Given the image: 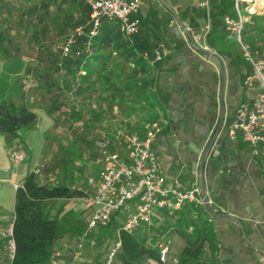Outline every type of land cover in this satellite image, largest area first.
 <instances>
[{
  "label": "crops",
  "instance_id": "obj_1",
  "mask_svg": "<svg viewBox=\"0 0 264 264\" xmlns=\"http://www.w3.org/2000/svg\"><path fill=\"white\" fill-rule=\"evenodd\" d=\"M141 1L142 8L136 15L141 21L140 39L150 48L154 47L153 55L159 51L164 59L158 68L149 66L140 77L151 80V87L156 86L167 96L166 103L158 108L156 123L159 132L152 150L168 178H177L185 189L197 187L203 208L200 221L206 222L211 230L214 262L264 264V145L253 148L242 140L240 133L235 139L228 133L237 108L241 104L253 108L257 100V89L245 84L250 66L243 61L236 39L229 36L223 26L225 17L236 19L238 16L234 1ZM73 6V0H0V25L4 19H51L52 9L53 16L69 14L77 18L79 13ZM29 9L34 11L27 12ZM45 11L49 12V17L45 16ZM241 40L252 50L264 54V15L246 16ZM197 46L218 58L204 54ZM2 75L3 62L0 59V79ZM105 97L101 95L98 99L104 100ZM94 103L92 96L83 94L82 107H87V115L85 110L82 111V115H86L84 118L90 119L98 114L100 120H138L136 112L133 115L129 111L118 113L116 105L107 112L104 105L95 107ZM33 111L36 124L21 138L0 134V232L14 219L16 189L37 168L49 169L53 162L49 139L53 131V111L43 101L35 105ZM137 115L146 116L144 113ZM125 125L119 123L122 132H131L124 129ZM93 135L88 132L84 141L73 134L72 141L81 150L76 154L71 151L72 156L80 157L92 170H87V175L79 180L86 183L87 189L83 191L74 186V180L69 177L67 182L71 188L80 191L82 196L49 202L48 210L53 218L62 220L66 217L67 221L72 218L79 224L88 223L91 218L94 211L91 198L101 169V154L92 142L89 143ZM12 151L22 154L24 160L19 164L12 163L9 158ZM110 151L121 156L125 153L122 146H113ZM46 175L48 182L52 183V173ZM204 197L215 215L204 207ZM187 207L194 206L187 204L173 213L158 211L150 225L161 239L168 238L169 258L178 257L185 246L183 237L173 226L179 219L176 213ZM130 210L131 206H128L117 214L111 225L120 226ZM190 217L195 216L190 214ZM63 230L65 234L59 241L60 248L69 241L67 222ZM179 230L190 234L192 228L182 226ZM60 250L61 264H81V258L74 263L69 252ZM0 264H7L1 246Z\"/></svg>",
  "mask_w": 264,
  "mask_h": 264
},
{
  "label": "trees",
  "instance_id": "obj_2",
  "mask_svg": "<svg viewBox=\"0 0 264 264\" xmlns=\"http://www.w3.org/2000/svg\"><path fill=\"white\" fill-rule=\"evenodd\" d=\"M73 2V8L79 13V17L75 19L69 14H60L61 19H58L59 16H52L51 19H4L1 23L0 59L3 62V79L0 81L5 82L10 90L6 95L0 96V134L21 138L23 133L31 130L36 124V115L34 106L29 104L28 100L37 99L43 101L51 111L60 112L64 123L80 122L83 130L73 134L74 137L86 141L90 131L89 120L83 117L82 106L72 103L69 96L73 92L76 95L87 93L92 96L100 87L106 95L104 108L107 112L114 105L119 107L139 104V108L131 107L138 120H126L124 129L142 136L147 125L157 121L159 105L166 103L167 96L156 86L151 87V80L140 76L146 73L149 66L158 68L164 57L162 56L160 61H154V47L150 48L140 39V19L138 31L133 35L125 36L118 24L103 20L97 34L90 37L87 24L89 8L78 0ZM30 11L34 10H27ZM45 14L49 17L48 11H45ZM50 20L60 36L65 37V32L71 31L65 41L71 36L73 41L65 55L62 48L56 53H42L44 46L40 41H44L47 36L50 29L47 21ZM34 24L39 26L36 31L31 29ZM223 26L225 28V25ZM13 27L30 33L31 40L24 45L23 40H14L5 34L3 28L8 31ZM79 27L83 31L76 35L75 30ZM31 41L39 46V55L32 59L33 61H28L32 63L25 66L20 78L11 79L10 85L8 73L11 70L20 72L24 64L23 59L28 56L27 50ZM17 63L20 67H16ZM142 112L146 116L137 115ZM90 120L98 122L100 119L98 114H94ZM54 126L57 128L58 124ZM91 142L93 143L94 139L89 143ZM63 153L60 152L59 160H53L49 169L40 168L38 174H29L15 191L13 235L16 252L11 264H52L57 252L60 253L57 262L61 264L59 241L65 234L64 227L61 226L64 223L50 216L48 203L82 196L80 191L71 188V184L67 182L70 179L67 174L59 178L56 175L54 177L55 170L64 163ZM47 172L52 173V183H49L48 176H45ZM202 209V206L187 207L175 215L179 219L174 223L173 229L185 241V246L178 256L179 264H216L212 258L215 248L210 241L211 230L206 222L200 221ZM190 214L195 217H190ZM121 226L122 224L119 228ZM182 226L185 229L191 227V233L180 231L179 227ZM118 232L121 244L111 264L158 263L160 246L170 245L168 238L161 239L160 234L153 232L150 225L141 226L131 233L121 229H118ZM0 246L1 252L6 256L4 239L0 241ZM103 261L99 257L95 264H103Z\"/></svg>",
  "mask_w": 264,
  "mask_h": 264
},
{
  "label": "built area",
  "instance_id": "obj_3",
  "mask_svg": "<svg viewBox=\"0 0 264 264\" xmlns=\"http://www.w3.org/2000/svg\"><path fill=\"white\" fill-rule=\"evenodd\" d=\"M78 1L89 8L87 24L90 37L97 34L103 20L118 24L125 36L137 33L139 19L136 15L142 8L141 0ZM233 1L238 16L236 19L225 17L224 25L229 36L238 42L243 61L250 66L251 71L245 79V84L257 89V100L253 108H249L246 104H241L237 108L233 121L228 126V133L232 139L240 133L244 142L256 148L258 145H264V54H259L243 43L241 33L246 16L264 15V0ZM82 31L83 29L79 27L75 33L80 35ZM205 31H208V26L205 27ZM72 41L71 36L62 48L64 55ZM161 58V53L155 51L154 61H160ZM158 132L159 124L154 122L144 136L137 132H123L114 138L105 136L94 140L93 145L101 154V169L91 198L94 211L87 223L88 231L109 226L113 218L128 206H131V210L120 228L128 233L141 226L151 225L158 211L173 213L187 204L194 207L201 206L197 187L185 189L177 178H168L164 174L163 167L152 150ZM113 146H122L124 156L118 152H111ZM9 158L14 164L24 160V156L16 151H12ZM39 170L40 168H37L34 173L38 174ZM13 223L14 219L0 232V237L5 241L7 264L12 263L16 252ZM118 236L119 234L107 251L103 264H111L117 254L121 244ZM81 254L82 246L79 243L72 258L73 262L78 261ZM168 254L169 245H161L158 264H179L178 257L169 258ZM59 257L60 253H55L52 264H59L57 262Z\"/></svg>",
  "mask_w": 264,
  "mask_h": 264
},
{
  "label": "rangeland",
  "instance_id": "obj_4",
  "mask_svg": "<svg viewBox=\"0 0 264 264\" xmlns=\"http://www.w3.org/2000/svg\"><path fill=\"white\" fill-rule=\"evenodd\" d=\"M52 16H53V9H52ZM76 16H72V18ZM52 18V17H51ZM58 18V17H57ZM61 15L59 14V18L61 19ZM46 23V22H45ZM50 29L48 30L47 36L44 39V41H40L42 42V53L47 54L46 52H51V53H56V52H60V49L65 47L66 42V36L71 34V31H66L65 32V37H62L58 34V30L55 29L53 22L47 21ZM2 25V24H1ZM36 24H34L32 26L31 29H34L36 31V29H39V26L36 27ZM3 30L5 31V34H8L10 37H12V39H16V40H23L24 45L27 44V42L29 40H31V35L30 33H24V31L18 30L15 27L12 28V30H8L5 28H3ZM29 49L27 50V57H24V64L22 69L20 70V72H16V71H10L9 74V84L12 85V81L11 79H18L22 76L23 74V69L25 68V66L27 64H30L32 62H28L29 60H34L36 59V57L39 55V46H37L35 43H33L32 41L29 44ZM37 54V55H36ZM32 60V61H33ZM19 63L16 64V67H20L18 65ZM3 78H1L2 80ZM10 89H8L7 85L5 82L0 81V96H4L6 95V93L9 91ZM12 91H10L9 93L12 95L11 93ZM102 93V94H101ZM101 95L103 94V91L101 90V87L99 88V90L97 91V93L92 95V98L95 100V107L100 106V104L106 105V102L104 100L98 99V97H101ZM69 100L74 103L75 105L78 106H82L83 105V94L82 95H76L74 92L71 93V95L69 96ZM131 99V96L129 97ZM128 98V100H129ZM31 101V105L35 106L38 105V103L40 102L39 100L37 101V99H29L28 102L30 104ZM85 101V100H84ZM129 103V102H128ZM87 105V104H86ZM138 103L134 104L133 106L128 104V105H120L118 107V109H116V111H118V113H123L126 111H129L130 115H133V110H131V107H138ZM48 108V107H47ZM139 108V107H138ZM49 109V108H48ZM90 109H92L90 107ZM50 110V109H49ZM81 110L84 111L85 110V114L87 115V107L84 105V107H81ZM143 113V112H142ZM84 114L83 117H85L86 115ZM145 115V113H144ZM86 119V118H85ZM91 119V118H90ZM89 120V126H90V132H92L94 135L92 136L93 139H97L101 137H116L118 135H121L123 132V128L119 126V123L125 125L126 120H120L117 118H104L102 120H99L98 122H91V120ZM58 124L57 128L54 126ZM71 127H69V126ZM82 128V125L80 122H73L70 124L64 123L62 121L60 112H53V131L51 132V136H49L50 141L52 142L51 144V148L53 151V160L55 161L56 159L59 160V156H60V152H64L63 153V157H64V163L63 165H59V167L55 170L56 174L55 175L59 177L63 176L64 174H67L68 177H70L73 181V185L77 186L78 188H81L82 191L87 189L86 187V183H80L79 180L80 178L82 179L87 175V170H92L91 167L89 168V166H87V164L85 163V161L81 160L80 157L76 158L74 156H72V152L73 151L75 154L81 150L76 148L75 146H78L77 144H75L72 141V137H73V133L77 132L79 133V130ZM121 130V131H120ZM114 134H113V133ZM101 134V135H99ZM98 135V136H97ZM97 136V137H95ZM91 139V140H93ZM91 152H93L90 149ZM79 153V152H78ZM92 172V171H91ZM92 174V173H91ZM74 176H76V178H73ZM81 181V180H80ZM66 217H63V221L65 222L64 224H62V227L66 226V222H67V226L69 228V232H70V236L68 237L69 241L68 244H65L67 246V248L64 245V247L62 246L61 248L59 247V249L62 250H66V252H69V254L71 255V257L73 258L74 252L77 250V245L80 243L82 246V254L80 256L81 258V264H95V262L99 259L104 260L105 255H106V249L112 247L113 241L116 239V236L118 235V229L119 226L118 225H109L105 228H98L92 231H88L87 230V223L83 224H79L77 221H74L72 218L68 219V221L65 219ZM81 219V218H80ZM66 220V221H65ZM69 223V224H68ZM83 225V227H82ZM82 229V230H80ZM137 232V231H135ZM134 232V233H135ZM131 233V232H130ZM62 252V251H60Z\"/></svg>",
  "mask_w": 264,
  "mask_h": 264
},
{
  "label": "water",
  "instance_id": "obj_5",
  "mask_svg": "<svg viewBox=\"0 0 264 264\" xmlns=\"http://www.w3.org/2000/svg\"><path fill=\"white\" fill-rule=\"evenodd\" d=\"M183 30L185 31V33H186V35L190 38V35H189V32L187 31V29H185L184 27H183ZM197 48L200 50V51H202L204 54H206V55H210V56H212V57H214V58H218L216 55H214V54H212L211 52H209L207 49H205V48H202L201 46H197ZM203 205H204V207L206 208V210L211 214V215H215V213L211 210V208L208 206V204H207V198L206 197H204L203 198Z\"/></svg>",
  "mask_w": 264,
  "mask_h": 264
}]
</instances>
